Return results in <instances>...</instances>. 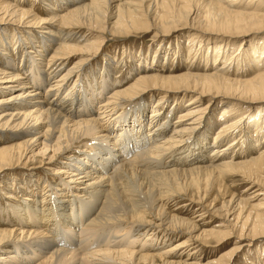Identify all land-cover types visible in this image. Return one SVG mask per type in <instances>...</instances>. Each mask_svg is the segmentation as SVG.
<instances>
[{
    "label": "bare ground",
    "instance_id": "bare-ground-1",
    "mask_svg": "<svg viewBox=\"0 0 264 264\" xmlns=\"http://www.w3.org/2000/svg\"><path fill=\"white\" fill-rule=\"evenodd\" d=\"M25 1L0 0V25L12 28V40L0 33V173L13 171L15 180L2 178L5 185L0 183V198L13 201L5 204L6 212L0 210V264H203L191 256L200 245L210 239L224 242L233 233L211 230L196 235V222L173 214V207L190 195L189 203L194 204L202 190L210 191L229 174L245 175L255 185L264 179L263 144L255 146L258 157L243 161L253 151L247 155L232 151L222 138L235 141L246 117L232 121L227 115L234 114L239 103L264 96V69L245 81L233 80L226 71L239 40L240 45L247 42L239 51L264 55V38L256 41L264 33V0L247 4L246 0H201L211 10L206 20L187 7L171 17L167 1L165 17L155 16L150 7L144 15V0ZM33 2H42L43 7L36 8ZM148 27L168 29L162 36L182 30L216 36L207 48L214 49L217 61L222 56L218 66L214 63L216 71L173 76V67L164 76V68L139 64L137 71L130 67L128 78L133 74L135 78L125 86L118 75L133 64L111 58L98 80L101 74L96 78L95 66L105 40L96 49L86 40L93 33L128 37ZM77 29L88 32L74 37ZM156 32L154 39L160 34ZM192 36L194 42L201 38ZM114 61L117 64L111 68ZM156 94L147 115L145 101ZM189 95L193 97L187 109L162 112L165 99L177 102ZM202 99L208 102L201 105ZM223 99H227V106L221 108L224 134H214L209 142L206 131L193 141L192 134L205 127L203 120ZM129 107L132 114L121 122ZM19 170L27 176L18 175ZM37 170L57 178L55 185H43L41 195L34 179ZM22 192L27 194L18 201ZM226 204L240 208L234 218L241 220L239 238L244 231L250 237L264 234L263 215L249 212L243 217L247 200L233 197ZM200 214L205 218L207 213ZM178 233L188 238L163 248ZM241 249L234 247L204 264H232Z\"/></svg>",
    "mask_w": 264,
    "mask_h": 264
},
{
    "label": "rangeland",
    "instance_id": "rangeland-1",
    "mask_svg": "<svg viewBox=\"0 0 264 264\" xmlns=\"http://www.w3.org/2000/svg\"><path fill=\"white\" fill-rule=\"evenodd\" d=\"M31 1L32 0H26L25 3L27 2L30 4V3H32ZM164 1H167L169 7L172 9L171 17L175 16L176 11L180 8H183V7H187L192 12H195L199 18H202L204 20H206V18L209 17V15L211 14V10L208 8V4L206 2L201 1V0H195L193 2H190L189 0H188V2H185L184 0H144L143 8H142L143 14L146 15L145 11L148 7H150L152 9V12L155 13V16L160 15V16L165 17L166 11L163 8ZM247 3H248V0H246L244 4H247ZM33 4H34V7H36V8H38V7L42 8L43 7L42 2H33ZM40 4H41V6H40ZM263 4H264V1H263ZM46 5H47V3H44V6H46ZM262 6L264 7V5H262ZM36 10H38V9H36ZM248 11H255V9L248 10ZM11 30H12L11 26L0 25V33L5 32V36L9 40H12ZM156 30H159L160 34H158L157 38L154 39L153 37L157 33ZM167 30L168 29H162V27H160V28H155V27L149 28L148 27L145 30L137 31V32L133 33V35H130L128 37L113 35L112 33H104V36L93 33L92 34L93 36L90 37L89 40H86V42L87 43L92 42L91 47H95L94 49H96V46L99 45L98 42L100 40H105L104 41L105 47H103L102 50L99 52L100 53L98 55L99 59L97 60V63L95 66V68L97 69V77L96 78H98L99 75L103 72V71H101V68L106 67L107 63L110 62L111 58H113L117 62L121 60V61H125V62L127 61L126 63H128L130 61L133 64V66L130 65V66L122 69L121 74L118 75L119 80L122 83H124L125 86L128 85L130 82H132L133 79L135 78L134 74L131 76V79L128 78V75L131 73V71H130L131 68L133 69V71H137L138 70L137 65H139V64L141 65V67L142 66L151 67L154 65L153 68L155 70L164 68V70H165L164 76H168V73L166 71L169 72V70H173V69H174L173 71H175V69L177 71V72L175 71L173 73V76H176L177 73L178 74H182V73L184 74L185 72L191 73V74H194V73L198 74L199 73L198 75H203V74L208 73V75H209V74H213V72L211 71L212 69H214L216 71V66H218L220 64L219 62H221L222 56L219 57V59L217 61V58H215V56H214V53H215L214 49H207V48L214 45V41H211L210 38H214L216 36H211L208 34H197L195 31H190V30H182L179 32H174V33L170 34L169 36L168 35L162 36V35H166L168 33V32L163 33ZM86 32H88V31L83 30V29H77L73 33H75L74 37H76V36L79 37L80 34H84ZM192 35H200L201 38H198L194 42V41H191V38L193 37ZM217 38L220 39L221 43L223 41H225L224 39H222L220 37H217ZM256 38H257L256 41L263 39L264 33L260 34ZM201 40L203 41L201 43H203L202 45H204V46H200ZM240 41H242V40L237 41L235 44L236 47L234 48V51L236 54L234 53L233 60L227 59L226 64L228 63L227 67L230 65L229 66L230 68L228 67L226 69V71L228 72L229 75H231V78L233 80L245 81V80H250V79L255 78L258 75L257 73H259L260 70L264 69V65H261L263 67L258 65L259 63L264 62V59H263L264 55L262 57H257V55H256V57H255L254 55H252L253 53H251L250 49L247 51L246 50L239 51L238 48H240V46L245 47V48L247 47L246 41L242 45L239 44ZM206 42L208 43V45H206L207 44ZM241 52L242 53L244 52V53L241 54ZM222 53H223V51H222ZM216 54H218V53H216ZM229 54H231V51L229 52ZM238 55H240V56H238ZM235 57H237V58L235 59ZM139 58L141 60H139ZM198 58L201 61L200 60L198 61ZM153 59H154L155 63L152 62ZM172 59H174V60L172 61ZM193 61H194V63H193ZM206 61L209 64V66H207ZM216 61H217V65L214 64ZM223 61H225V58H223L222 62ZM234 61L235 62L237 61L238 63L237 62L235 63ZM202 63H204V64H202ZM116 64L117 63L114 61L110 67L113 68L116 66ZM191 64L195 65V67L193 68ZM233 64H234V66H233ZM262 64H264V63H262ZM189 65H191V66H189ZM211 65L214 67H212ZM180 66H181V68H180ZM197 66H199V67H197ZM173 67H175V68H173ZM207 67H209V68H207ZM244 67H245V69H244ZM257 67H259L260 69L259 68L257 69ZM167 68H169V69H167ZM199 69H201V71ZM238 69H239V72H238ZM179 70H181V71H179ZM255 71H257V72H255ZM234 72L236 74H234ZM237 72H238V74H237ZM102 74L100 75L98 80L101 79ZM112 74H111V76H112ZM135 74L137 77L138 74L137 73H135ZM244 74H245V76H244ZM239 78H241V79H239ZM70 82H72V81H70ZM97 82L100 83L99 81H97ZM111 82H113L112 78H111ZM69 88H70V86H68L66 89H69ZM62 91H63L64 95L67 93L66 90L64 91V89H62ZM107 92H109V90ZM158 96L159 95H157V94L154 95L153 97H151L149 95L148 100L145 101V104L149 107V109L147 111V115H149L151 113V111H152L151 107L153 106V102L156 99H158ZM192 97H193V95H189L185 99L180 100L181 102L178 100L177 101L178 103L176 101H174V98H172V97L167 98L163 102H161V103H163L162 106L165 107V110H163L162 112H165V111L170 112L171 110L177 111L178 109L185 110V109H187V107H188L187 105L190 103L189 101ZM225 101H227V99L219 100V101H217V103H215L213 110L203 120L205 127L203 126L199 130L197 128V130H195V132L192 134V140L193 141L197 142L200 138H202L203 135H205L207 133L206 131H209V133L207 135V136H209V139H208L209 142H211V140H213L214 134L216 136L221 131L224 134L223 130H224L225 125L222 127V124L224 123V121H223L224 118L222 117L223 110L221 108L227 106V105H224V104H226ZM207 102H208V99H202L201 105H204ZM176 103L179 104L178 107H176V105H177ZM239 105L240 106L237 107L238 110L234 111V114H232V115L228 114L227 116H229L230 120H232V121L239 119L243 115L246 116L245 120L241 123V127H242L243 132L240 131V133H239L241 135L243 134L244 136L243 135L241 136L238 134V136L236 137V140H235L236 142L234 140L230 142V141H228L230 139H226L225 137H222L223 140H225V142H223V145L227 144L228 146H230V144H231L232 149H234L232 151H235L238 153L244 152L243 154H245V155H247L250 152L249 150L253 151L251 153L253 156L252 155L246 156L243 159V161L245 159H246L245 161H249L250 159H252L254 157H258V155H259L257 153L258 151L256 150L257 144H260V145L263 144L262 147H264V96H262L261 99H259V100H254V101L248 100V101L239 103ZM132 111H133L132 107L127 108L125 110V114L119 120L121 122H123V120L126 119L127 116L129 117L132 114ZM179 112H181V111H179ZM179 112H177V113H179ZM220 112H221V114H220ZM173 122H174V120H173ZM206 126H207V128H206ZM235 132L238 133L237 130ZM144 133H146V132H144ZM246 135H247V137H245ZM247 138H248V140H247ZM0 147H2V145H0ZM262 151H264V148ZM71 153H72V151H70L68 154H71ZM62 161L63 160H60L59 163H61ZM40 166L44 167V170L47 169L43 164ZM19 172H20V174H18V175L27 176L26 171L19 170ZM12 173H13V171H10V170L3 171L2 173H0V183H3V185H5V180L2 178H8V180H10L11 183L15 182V180L12 181ZM36 175L38 177L34 178V179L36 180V182L38 184V187L36 190L38 191L39 195H41V193H43L41 191L43 185H45V184H47L49 186L55 185V183L57 182V178L55 176H53L50 173L45 175L43 173V170H37ZM248 179L249 178L247 176L241 175L240 173L229 174V175L223 176L219 181H217V183H214V185H212L211 188L213 190L212 189H209L210 191H208L206 189L202 190L201 193L203 196L200 194V197L201 196L202 197H201V199H199L198 195H197L193 200L194 204L189 203L191 201L190 199L192 198V196L190 195V197H187L185 199H179V201H178L179 206L176 208L173 207V210H175L174 212H176L173 214L180 216L186 220H192V221L194 220L196 222V224L198 225V228H199L197 233H195L196 235L201 234L204 231L207 232V231H211V230H216V231L219 230L222 232L233 233L230 236V238L228 237L227 240L224 242L220 243L217 240L210 239L205 244H203V246L200 245V248H198V250L193 255H191V256L195 257L196 261H199L203 264L208 263V262H213V261L221 258L224 254L229 252L232 248L237 247V246H241L242 249L238 253V255H236V258L233 259L234 261H232V264H264V234L250 237L249 235L247 236L248 233H246L244 231V235L242 236V238H239L240 237L239 235L241 233L240 227L242 224H241V220L239 222H237V221H234V218L237 217V215L239 214L238 212H239L240 208L234 209V207H230L229 204H226V203H229V201L233 197L234 198H241V199L247 200V202H248V204H247L248 206L246 207V211L244 212L243 217L247 216L249 212H251V214H253V215L255 213V214H260V215L264 216V179H261L260 182H257L258 185H255V183H256L255 181H251L250 179L249 180ZM6 192L7 191H5V193ZM26 194H27L26 192L25 193L22 192L21 194H17V197H18L17 200L20 201L21 198H19V197L24 198V196H26ZM57 195H59V193H57ZM193 196H194V194H193ZM204 196H206L207 200L206 199L202 200V198ZM42 198H43L42 196L41 197L39 196L40 200ZM56 199L61 200L62 198H61V196H57ZM0 200H1L0 205L2 204V200H3V206H4V208H0V210L6 212L7 207L5 204L11 205L13 201L7 200V199L4 200L1 198H0ZM202 202H203V204H202ZM198 204L204 206L206 210H201L200 206ZM223 204H225L226 206H224ZM256 206H259V209L256 208ZM181 207L182 208L184 207L183 208L184 210ZM200 212L207 213L206 217L205 218L201 217L202 214H200ZM226 219H229L231 221H228ZM236 222L238 225L236 224ZM229 223H230V225H229ZM234 224H236V227H234ZM187 238H188V235H186L185 233H178L177 237H175V238L173 237L172 240L170 241V243L165 245L163 248L168 249L169 247L177 245L181 241H183Z\"/></svg>",
    "mask_w": 264,
    "mask_h": 264
}]
</instances>
